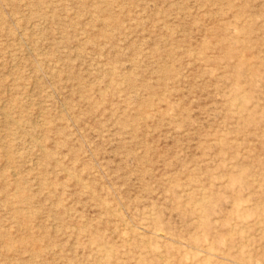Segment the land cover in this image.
Wrapping results in <instances>:
<instances>
[{"label": "rangeland", "instance_id": "obj_1", "mask_svg": "<svg viewBox=\"0 0 264 264\" xmlns=\"http://www.w3.org/2000/svg\"><path fill=\"white\" fill-rule=\"evenodd\" d=\"M0 264H264V0H0Z\"/></svg>", "mask_w": 264, "mask_h": 264}]
</instances>
